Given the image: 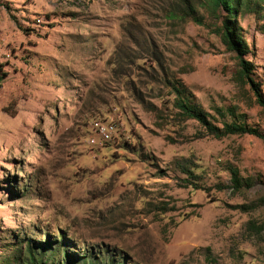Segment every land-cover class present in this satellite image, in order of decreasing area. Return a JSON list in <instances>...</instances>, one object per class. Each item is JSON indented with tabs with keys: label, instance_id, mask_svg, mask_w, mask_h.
<instances>
[{
	"label": "rangeland",
	"instance_id": "374dc122",
	"mask_svg": "<svg viewBox=\"0 0 264 264\" xmlns=\"http://www.w3.org/2000/svg\"><path fill=\"white\" fill-rule=\"evenodd\" d=\"M218 11L0 0V264L28 239L52 248L58 231L68 251L122 264H264V142L180 119L167 85L180 79L219 127L264 133ZM236 19L264 95V9ZM98 118L120 127L107 143L91 134ZM231 166L249 187H231Z\"/></svg>",
	"mask_w": 264,
	"mask_h": 264
},
{
	"label": "trees",
	"instance_id": "16d2710c",
	"mask_svg": "<svg viewBox=\"0 0 264 264\" xmlns=\"http://www.w3.org/2000/svg\"><path fill=\"white\" fill-rule=\"evenodd\" d=\"M206 2L212 10H219L220 13L221 11L224 12V14L221 13L222 17L218 26L221 40L226 49L235 53L238 63L236 72L238 80L250 87L256 103L264 110V95L259 84L252 77L253 64L245 57L248 47L241 34V26L236 19L238 12L264 9V0H206ZM190 10H192L191 7ZM169 15L174 17L176 14L173 10ZM167 85L173 93L172 106L176 109L175 115L180 119L191 118L196 120L205 127L208 133L216 138L230 134L247 133L261 138L264 142V133L254 126L247 125L243 120L234 119L230 122L223 120L220 127L212 123L210 120L211 115L195 101L193 93L186 88L180 79H174L168 82ZM217 111L222 116L225 115L221 109L218 108ZM227 111L231 116H236L233 108H227ZM230 182L234 190L249 187L252 183L250 178H243L239 175L238 169L233 166L230 167ZM58 236L59 238L56 241L50 240V242L52 241V248L48 246V242H45L38 246V250L34 249L33 240L28 239V242L26 241L24 244V248L20 249L21 247H18V252L13 255L12 261H14V264H103L101 261L106 259L108 264H122L120 260L108 258L106 254L101 255L102 257L98 259L91 256V251L88 252L90 254L86 253L85 255L70 252L67 250V245L59 243V240L64 238L63 235L59 234V231Z\"/></svg>",
	"mask_w": 264,
	"mask_h": 264
},
{
	"label": "built area",
	"instance_id": "2783aa9c",
	"mask_svg": "<svg viewBox=\"0 0 264 264\" xmlns=\"http://www.w3.org/2000/svg\"><path fill=\"white\" fill-rule=\"evenodd\" d=\"M117 120L114 121H104V119L98 118V125L93 127L91 134H99L101 136V141H108L115 137V134L120 131V127L116 124ZM89 138L87 139L88 142Z\"/></svg>",
	"mask_w": 264,
	"mask_h": 264
}]
</instances>
